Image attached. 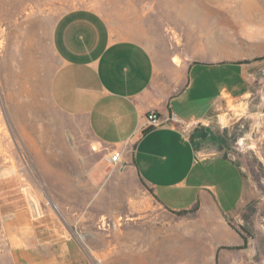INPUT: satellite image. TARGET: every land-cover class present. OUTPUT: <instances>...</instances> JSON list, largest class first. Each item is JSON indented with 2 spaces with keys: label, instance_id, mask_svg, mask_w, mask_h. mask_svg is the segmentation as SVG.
Here are the masks:
<instances>
[{
  "label": "crops",
  "instance_id": "crops-1",
  "mask_svg": "<svg viewBox=\"0 0 264 264\" xmlns=\"http://www.w3.org/2000/svg\"><path fill=\"white\" fill-rule=\"evenodd\" d=\"M236 25L230 52L217 37L200 39L178 66L160 64L89 8L62 13L50 30L56 65L47 91L72 120L63 127L70 153L87 164L94 149L119 152V165L162 208L195 209L208 264H264V198L246 173L247 153L264 172V60H253L264 56V24ZM149 113L179 124L149 128ZM0 227L14 264H91L12 165L0 166ZM180 264H190L187 255Z\"/></svg>",
  "mask_w": 264,
  "mask_h": 264
},
{
  "label": "rangeland",
  "instance_id": "rangeland-1",
  "mask_svg": "<svg viewBox=\"0 0 264 264\" xmlns=\"http://www.w3.org/2000/svg\"><path fill=\"white\" fill-rule=\"evenodd\" d=\"M75 8L98 12L114 34L178 66L200 39L217 37L230 52L236 24H264V0H0V166L12 165L34 187L91 264H180L183 254L208 264L205 222L195 209L162 208L131 170L106 164L95 149L87 164L70 153L63 127L72 120L54 108L47 84L56 65L52 24ZM247 154L254 165L246 173L264 198V172ZM148 234L153 245L144 242ZM0 264H14L1 227Z\"/></svg>",
  "mask_w": 264,
  "mask_h": 264
},
{
  "label": "built area",
  "instance_id": "built-area-1",
  "mask_svg": "<svg viewBox=\"0 0 264 264\" xmlns=\"http://www.w3.org/2000/svg\"><path fill=\"white\" fill-rule=\"evenodd\" d=\"M169 122H174V123L179 124L174 114L170 115L167 119L162 120V121L155 113H149L147 116V123H148L149 128L160 127L164 125L165 123H169ZM180 125H181V130L185 132L187 130V127H185L181 123ZM104 161L106 164L111 165V166L117 165L121 162L120 153L115 152V151L111 152L108 155L104 156Z\"/></svg>",
  "mask_w": 264,
  "mask_h": 264
},
{
  "label": "bare ground",
  "instance_id": "bare-ground-1",
  "mask_svg": "<svg viewBox=\"0 0 264 264\" xmlns=\"http://www.w3.org/2000/svg\"><path fill=\"white\" fill-rule=\"evenodd\" d=\"M151 237L152 235H149V234L145 237L144 242H146V245L148 244L153 245V241L151 242Z\"/></svg>",
  "mask_w": 264,
  "mask_h": 264
},
{
  "label": "trees",
  "instance_id": "trees-1",
  "mask_svg": "<svg viewBox=\"0 0 264 264\" xmlns=\"http://www.w3.org/2000/svg\"><path fill=\"white\" fill-rule=\"evenodd\" d=\"M257 60H258V61H259V60H264V57L257 58L256 61H257ZM183 212H185V211H183ZM179 213H180V212H179Z\"/></svg>",
  "mask_w": 264,
  "mask_h": 264
}]
</instances>
